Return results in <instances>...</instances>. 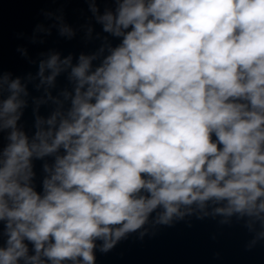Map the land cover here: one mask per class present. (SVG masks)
<instances>
[{"label": "clouds", "instance_id": "clouds-1", "mask_svg": "<svg viewBox=\"0 0 264 264\" xmlns=\"http://www.w3.org/2000/svg\"><path fill=\"white\" fill-rule=\"evenodd\" d=\"M83 2L98 51L0 71V264H96L193 217L264 241V0Z\"/></svg>", "mask_w": 264, "mask_h": 264}, {"label": "water", "instance_id": "water-1", "mask_svg": "<svg viewBox=\"0 0 264 264\" xmlns=\"http://www.w3.org/2000/svg\"><path fill=\"white\" fill-rule=\"evenodd\" d=\"M98 6L103 12L108 5ZM60 17L75 31L73 38L60 35ZM37 25L50 29V35L35 31ZM90 26L94 31L89 38ZM104 35L83 0H0V71L11 72L14 77L35 76L39 61L50 51L59 52L62 58L69 53L74 58L80 53L91 54L98 51ZM64 86L66 80L61 76L52 94L57 95ZM29 91V106L21 120L27 130L33 124L31 96L42 95V90L36 92L32 84ZM50 110V106H42L40 114L47 116ZM40 175L37 162L38 179ZM253 235L235 222L228 226L211 218L193 217L170 228L161 227L143 240L133 234L108 253L97 249L96 264H264V241L251 245Z\"/></svg>", "mask_w": 264, "mask_h": 264}]
</instances>
